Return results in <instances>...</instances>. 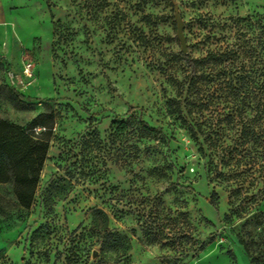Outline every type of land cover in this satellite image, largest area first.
I'll use <instances>...</instances> for the list:
<instances>
[{
	"label": "rangeland",
	"instance_id": "obj_1",
	"mask_svg": "<svg viewBox=\"0 0 264 264\" xmlns=\"http://www.w3.org/2000/svg\"><path fill=\"white\" fill-rule=\"evenodd\" d=\"M4 2L24 48L1 64L0 118L52 114L53 127L31 206L0 183V264H264V159L246 164V144L227 153V120L201 152L169 107L186 73L175 15L200 57L264 0ZM129 114L156 138L139 139Z\"/></svg>",
	"mask_w": 264,
	"mask_h": 264
},
{
	"label": "trees",
	"instance_id": "obj_2",
	"mask_svg": "<svg viewBox=\"0 0 264 264\" xmlns=\"http://www.w3.org/2000/svg\"><path fill=\"white\" fill-rule=\"evenodd\" d=\"M233 40L216 38L218 47L200 57L184 53L185 75L173 81L176 95L170 99L172 113L186 127L192 140L203 146L216 145L220 122L235 128L234 146L228 154L242 151L246 144V164L264 159V14L232 18ZM16 106H26L30 98L9 87ZM141 138H156L159 131L140 114H129ZM127 120L110 122L116 133L126 130ZM39 127L42 130L36 131ZM52 114H37L25 128L0 118V183H12L18 203L28 209L34 199L39 175L50 147ZM224 143V140L223 142Z\"/></svg>",
	"mask_w": 264,
	"mask_h": 264
},
{
	"label": "crops",
	"instance_id": "obj_3",
	"mask_svg": "<svg viewBox=\"0 0 264 264\" xmlns=\"http://www.w3.org/2000/svg\"><path fill=\"white\" fill-rule=\"evenodd\" d=\"M10 5L9 3L0 0V67L3 63H9V61L16 63L24 44L15 32H10L11 17L9 15ZM3 36V37H2ZM0 72V86L5 84Z\"/></svg>",
	"mask_w": 264,
	"mask_h": 264
},
{
	"label": "water",
	"instance_id": "obj_4",
	"mask_svg": "<svg viewBox=\"0 0 264 264\" xmlns=\"http://www.w3.org/2000/svg\"><path fill=\"white\" fill-rule=\"evenodd\" d=\"M175 22H176V37L180 43V51L182 53H186L187 44L183 36V22L181 21V19L177 14L175 15Z\"/></svg>",
	"mask_w": 264,
	"mask_h": 264
},
{
	"label": "built area",
	"instance_id": "obj_5",
	"mask_svg": "<svg viewBox=\"0 0 264 264\" xmlns=\"http://www.w3.org/2000/svg\"><path fill=\"white\" fill-rule=\"evenodd\" d=\"M25 71H27V69L25 70ZM36 131H39L40 130V128H37V129H35Z\"/></svg>",
	"mask_w": 264,
	"mask_h": 264
}]
</instances>
